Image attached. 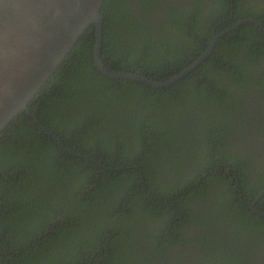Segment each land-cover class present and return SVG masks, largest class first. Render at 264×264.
Returning a JSON list of instances; mask_svg holds the SVG:
<instances>
[{
  "label": "trees",
  "instance_id": "1",
  "mask_svg": "<svg viewBox=\"0 0 264 264\" xmlns=\"http://www.w3.org/2000/svg\"><path fill=\"white\" fill-rule=\"evenodd\" d=\"M137 1L140 14L104 1L102 59L157 81L203 55L232 3L233 22L264 24V0ZM94 48L91 26L35 118L0 138V264H264V218L250 210L264 191V32L243 25L163 89L105 77Z\"/></svg>",
  "mask_w": 264,
  "mask_h": 264
},
{
  "label": "water",
  "instance_id": "2",
  "mask_svg": "<svg viewBox=\"0 0 264 264\" xmlns=\"http://www.w3.org/2000/svg\"><path fill=\"white\" fill-rule=\"evenodd\" d=\"M104 1L0 0V138L23 112L34 117L30 109L32 102L91 26L95 27V63L102 75L139 82L155 89L176 84L206 63L219 37L242 24H254L264 31L260 21L245 20L216 36L208 52L181 73L169 80L157 81L141 73L109 69L104 64ZM37 122L44 131L61 142L39 120ZM67 151L71 153L70 150ZM263 196L264 192L256 202ZM256 202L251 207L252 211L264 217V211L257 207Z\"/></svg>",
  "mask_w": 264,
  "mask_h": 264
},
{
  "label": "flooded vegetation",
  "instance_id": "3",
  "mask_svg": "<svg viewBox=\"0 0 264 264\" xmlns=\"http://www.w3.org/2000/svg\"><path fill=\"white\" fill-rule=\"evenodd\" d=\"M132 1V0H131ZM134 2H135V7H137V9H138V11H139V14H140V12H141V6H140V4L138 3V1L137 0H133ZM252 1H254V0H252ZM255 1H257V0H255ZM168 2V3H167ZM258 3V2H257ZM175 7V0H164L163 1V4H162V8H159V9H164V8H167V10L170 8V9H173ZM251 7H252V4H251ZM232 9H233V11L231 12V14L229 15V16H227V17H225V18H222V21H220V25H222L221 26V31L218 33V34H215L214 36H213V38L211 39V42L208 44L209 46H208V48L204 51V53H206V52H208V50L210 49V47L212 46V43H213V40L215 39V37L216 36H218L219 34L221 35L222 33H225V32H227V31H229L230 29H232L234 26H236L237 24H239V23H241V22H243V21H245V20H250L251 18H245V19H242V20H240V21H238V22H233V20H235L234 19V15H235V7H234V4L232 3ZM136 15H137V13H136ZM142 16H143V20H146L147 18H145V15L142 13ZM152 19H155L156 21V23L157 24H163V26L165 27H167L168 29H169V33H171V37L173 38L174 37V32H175V30L173 29V27H170V25H169V23H168V20H163L161 17H159V18H157V17H155V16H152ZM259 21V20H258ZM224 22L226 23V25H225V27L227 26V24H230L229 26V28H225L224 29ZM261 22V21H260ZM262 24H263V21L261 22ZM246 24H250V23H245V24H242L241 26H239L237 29H239L240 27H242L243 25H246ZM258 27V26H257ZM263 27H264V24H263ZM259 28V27H258ZM237 29H235V30H237ZM260 29V28H259ZM217 29L215 28L214 29V31H216ZM235 30H233V31H231V32H229V33H226V34H224V35H222V37H219V39H218V41L220 40V39H222V38H224V37H226V35H228V34H230V33H233ZM261 30V29H260ZM261 31H263V30H261ZM264 32V31H263ZM176 35H178L179 36V34H175V36ZM217 41V42H218ZM217 44V43H216ZM216 46V45H215ZM215 48V47H214ZM203 53V54H204ZM201 57V56H200ZM189 66V65H188ZM187 66V67H188ZM186 67V68H187ZM181 73V72H180ZM259 107V103L256 105V107L255 108H258ZM258 115L261 117V113H258ZM35 118V117H34ZM54 138V137H53ZM241 139H243L242 141H241V143L242 144H245V140H246V137H242ZM59 142V141H58ZM61 143V142H60ZM260 147L259 148H257L256 149V153H261L260 152ZM69 150V149H68ZM264 192V191H263ZM262 192V193H263ZM259 197V196H258ZM257 197V198H258ZM257 198L254 200V202H256V200H257ZM263 200V198L260 200V201H258V202H256V204H257V207L259 208V206H261V208H262V205H263V207H264V201H262ZM254 202H252V204H251V206H250V210L252 211V205H253V203ZM252 213L254 214V215H257V214H255L253 211H252ZM257 216H259V215H257ZM259 217H263V216H259ZM264 218V217H263Z\"/></svg>",
  "mask_w": 264,
  "mask_h": 264
}]
</instances>
